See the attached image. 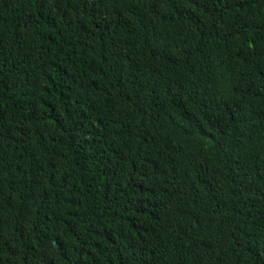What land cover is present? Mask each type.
I'll use <instances>...</instances> for the list:
<instances>
[{
    "label": "trees",
    "instance_id": "1",
    "mask_svg": "<svg viewBox=\"0 0 264 264\" xmlns=\"http://www.w3.org/2000/svg\"><path fill=\"white\" fill-rule=\"evenodd\" d=\"M0 264H264V0H0Z\"/></svg>",
    "mask_w": 264,
    "mask_h": 264
}]
</instances>
